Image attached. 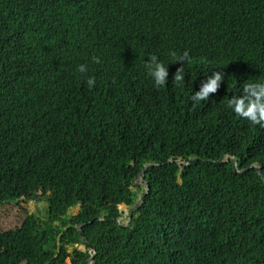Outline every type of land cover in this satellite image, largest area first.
<instances>
[{
    "label": "trees",
    "instance_id": "1",
    "mask_svg": "<svg viewBox=\"0 0 264 264\" xmlns=\"http://www.w3.org/2000/svg\"><path fill=\"white\" fill-rule=\"evenodd\" d=\"M258 7L264 0H0V207L42 190L54 201L0 232V264H66L80 224L93 264H264V127L228 107L246 82L264 83ZM186 50L190 64L170 56ZM152 55L172 75L184 67L183 85L169 75L155 86ZM214 71L222 89L194 105ZM150 164L126 227L121 206L134 208L135 188L144 195L134 181Z\"/></svg>",
    "mask_w": 264,
    "mask_h": 264
},
{
    "label": "clouds",
    "instance_id": "2",
    "mask_svg": "<svg viewBox=\"0 0 264 264\" xmlns=\"http://www.w3.org/2000/svg\"><path fill=\"white\" fill-rule=\"evenodd\" d=\"M241 8H244V7H241ZM258 8L261 10L260 21L264 24V8H262V7H258ZM241 39H242V34L240 31L237 34V37L235 39L234 44ZM234 50H237V49L234 47ZM170 56L176 61V63L179 62L181 64H186V63L190 64L192 62V58L189 55V52L187 50L184 51L183 54H181V55H178L175 51H173L170 53ZM93 62L99 63L100 60H99V58L94 57ZM144 66L147 69L149 76L153 79L155 86H157V87L164 86L168 82L169 75L172 77V83H174L177 86H182L184 81H185L184 67L178 68L177 71L175 72V74H173L174 75L173 76L169 72L168 67H166L165 64L162 61H160L156 55L150 56L148 58V62L145 63ZM77 71L85 76L88 88L91 89L95 85L96 81H95L94 77H88L86 75V73L88 71V66L86 64H81L77 67ZM224 79H225V75L222 71H214L210 76L207 77V79L202 83V85H200V83H199L196 90L194 91L195 94L191 95V97H190V99L194 103V105L199 104L201 101H207L210 94H216L218 91H220L222 89L221 84L224 82ZM242 91H243L242 95H240V94L239 95H233L228 100V107L231 108L237 116L242 117L243 119L249 121L253 126L259 125L261 127H264V83L259 82V80H257L256 82H249L248 81L243 85ZM227 158H228V156H227ZM231 161H233V160L231 159ZM233 163H234V161H233ZM151 165H153V164H151ZM140 180H141V182L136 181L137 183H135V185L138 184V185L143 186L141 183L145 182L144 177H142ZM143 188L146 191V188L144 186H143ZM40 192H41V194H46L47 198H48L47 207L44 208V210L46 211L47 208L54 203V201L52 199V192L49 190L45 191V192L42 190ZM145 195L146 194L144 193V195L142 197H144ZM35 197L28 198V199L31 200V199H34ZM23 198H27V197H23ZM23 198H21V199H23ZM136 207H135V209H136ZM75 208H78V211H77V213L74 214V213H72V210ZM80 209H81V204H78V205L70 208L69 212H71L72 215H70L69 212H68V214L71 217H75L78 215ZM135 209H133L132 212ZM132 212L130 214L131 219H132ZM34 216H37V215H34ZM128 222H129V220H128ZM128 222L126 223V225H129L130 222L129 223ZM57 224L58 223H56V225ZM79 227H81L80 230H79ZM76 228L81 233V240H82L81 243L87 248L88 246H87V243L84 239V236L82 237V235H83L82 234L83 224L77 225ZM65 230H67V229H65ZM70 249L76 250L77 248H74L73 246H68V250H70ZM79 253L81 255V259H84V257H83L84 251L80 250ZM87 253L89 254V257L91 258V249L90 248H89V251L87 249ZM85 260H87V259H85ZM87 262H88V260L86 261V263Z\"/></svg>",
    "mask_w": 264,
    "mask_h": 264
},
{
    "label": "rangeland",
    "instance_id": "3",
    "mask_svg": "<svg viewBox=\"0 0 264 264\" xmlns=\"http://www.w3.org/2000/svg\"><path fill=\"white\" fill-rule=\"evenodd\" d=\"M141 182V181H140ZM137 183V182H136ZM138 185V184H136ZM141 186V185H139ZM143 187V186H141ZM136 192H138L139 196L141 197L143 192L140 191L138 188H135ZM48 198L46 194H41V192L34 198V199H28L23 198L16 202L6 203L0 207V232H6V231H16L22 228V225L26 219L27 216H33L37 215L38 217L45 214L44 208L47 207ZM122 211L125 213V216L123 219H121L122 224H125L128 222L130 218V214L133 210L128 209L125 206H121ZM78 208H75L72 210V213H77ZM71 212H69L70 215H72ZM61 245V243H59ZM74 248H77L76 251L74 249L68 250L67 253V259L66 264H77L76 259H81L80 250L84 251V259L89 260V254L87 253V248L82 244H77ZM69 251H73L74 254H76V257H71L69 254ZM86 260V261H87Z\"/></svg>",
    "mask_w": 264,
    "mask_h": 264
},
{
    "label": "water",
    "instance_id": "4",
    "mask_svg": "<svg viewBox=\"0 0 264 264\" xmlns=\"http://www.w3.org/2000/svg\"><path fill=\"white\" fill-rule=\"evenodd\" d=\"M231 159L234 161V170H235V172L241 174L242 172L239 171L238 168H237V161H236L235 157L228 156L227 161L229 162V161H231ZM171 162H177L181 167H185L186 165H188V164L190 163V160H186V161H184V160L172 159ZM152 166H155V165H154V164H153V165L150 164V165L146 166V167L141 171V173L139 174V176L135 179L134 184L136 183V181H139V182H140V181H141L140 179H141L142 177H144V175H145V171H146L149 167H152ZM257 169H258V171H260V168H259V167H257ZM141 184L146 188L145 194H147V193L149 192V189H150L149 184H148L147 182H146V183L144 182V183H141ZM143 199H144V197H141V198L137 201L135 207H136L137 205L141 204V203L143 202ZM135 207H134L133 209H135ZM130 221H131V216H130V218H129V222H130ZM129 222H128V223H129ZM126 227H128V225H126ZM80 228H81V227H79V230H80ZM82 237H83V235H82ZM87 246H88V244H87ZM89 248L91 249V258H90V259L88 260V262L85 263V264H92V263L94 262V259H95L96 254H97L96 251H95V248H94V247L89 246Z\"/></svg>",
    "mask_w": 264,
    "mask_h": 264
}]
</instances>
